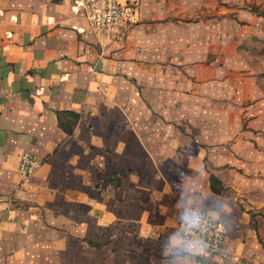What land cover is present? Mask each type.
I'll return each instance as SVG.
<instances>
[{
    "label": "crops",
    "instance_id": "crops-1",
    "mask_svg": "<svg viewBox=\"0 0 264 264\" xmlns=\"http://www.w3.org/2000/svg\"><path fill=\"white\" fill-rule=\"evenodd\" d=\"M261 129L264 0H142L107 49L72 0H0V264H205L176 235L187 207L226 226L203 259L264 264V209L240 208L199 140L234 158Z\"/></svg>",
    "mask_w": 264,
    "mask_h": 264
},
{
    "label": "built area",
    "instance_id": "built-area-1",
    "mask_svg": "<svg viewBox=\"0 0 264 264\" xmlns=\"http://www.w3.org/2000/svg\"><path fill=\"white\" fill-rule=\"evenodd\" d=\"M142 0H72V9L83 15L100 49H107L121 40L139 21ZM38 166L29 151L18 158L17 173L22 187L30 183ZM176 235L186 251L207 258L219 253L226 243V226L199 208L181 210Z\"/></svg>",
    "mask_w": 264,
    "mask_h": 264
},
{
    "label": "rangeland",
    "instance_id": "rangeland-1",
    "mask_svg": "<svg viewBox=\"0 0 264 264\" xmlns=\"http://www.w3.org/2000/svg\"><path fill=\"white\" fill-rule=\"evenodd\" d=\"M263 132L262 137L253 138L252 135L248 136V147L253 150L251 153L245 152L247 148L246 145L241 144L237 151L234 150V158L226 159L225 150L218 151L217 155L219 159H213L209 148L215 145H210L208 139H199L204 141L200 143L201 147L206 150V153L203 157V166L207 172H212V170L228 167L229 171L226 176H223L225 182L228 183L231 192L236 197V203L243 209H250L249 207L257 205L261 209H264V129H261ZM222 145H225L222 139ZM216 141V140H215ZM229 142L235 143L233 139H229ZM219 143V142H218ZM228 144V143H226ZM221 144H218L219 146ZM244 150V153L240 151ZM204 153V152H203ZM215 156V155H214ZM214 181L216 188H221V181ZM190 254V253H189ZM191 255V254H190ZM194 256V255H193ZM197 260L204 262L205 264H210L209 259H203L198 256Z\"/></svg>",
    "mask_w": 264,
    "mask_h": 264
},
{
    "label": "trees",
    "instance_id": "trees-1",
    "mask_svg": "<svg viewBox=\"0 0 264 264\" xmlns=\"http://www.w3.org/2000/svg\"><path fill=\"white\" fill-rule=\"evenodd\" d=\"M58 117H59V121H58V124H59V127L63 130V132H65L67 135H70L72 134L73 132V128L78 120V114L75 113V112H71V111H65V112H58ZM60 115H64V116H67L69 117L68 121L67 122H64L61 120L60 118ZM209 181H210V187H211V190L215 193H219L220 191V188H216L215 185H214V181H216V178L214 175H210L209 176Z\"/></svg>",
    "mask_w": 264,
    "mask_h": 264
}]
</instances>
